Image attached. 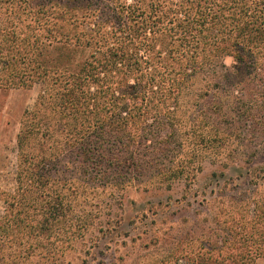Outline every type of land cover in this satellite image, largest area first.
Here are the masks:
<instances>
[{"label":"rangeland","instance_id":"rangeland-1","mask_svg":"<svg viewBox=\"0 0 264 264\" xmlns=\"http://www.w3.org/2000/svg\"><path fill=\"white\" fill-rule=\"evenodd\" d=\"M216 3L0 0V37L36 36L54 46L42 58L50 69L77 73L107 59L122 26L132 35L118 44L130 58H148L131 29L142 23L159 29L152 55H167L184 43L179 24L195 28L199 5ZM61 27L75 38L67 42ZM29 45L14 44L12 55ZM187 45L206 64L173 95L169 121L126 126L130 149L117 157L128 168L110 167L107 112L73 131L42 99L49 88L40 79L0 86V264H264V66L231 56L212 64L197 40Z\"/></svg>","mask_w":264,"mask_h":264},{"label":"trees","instance_id":"trees-1","mask_svg":"<svg viewBox=\"0 0 264 264\" xmlns=\"http://www.w3.org/2000/svg\"><path fill=\"white\" fill-rule=\"evenodd\" d=\"M213 1L223 3H216L218 5L215 4L214 7L199 5L200 16L195 28H187V25H184L187 20L179 24L176 35L183 37L184 43L181 41V45L175 50H166L167 55H152L158 42L155 36L159 29L142 23L140 26H132L131 29L137 38H143L139 44L148 53V58H130L118 44L120 35H125L126 32H129V36L132 35L129 29L122 26V29H115V32L110 33V44L115 43L110 48L107 59L103 63L97 59L89 62L77 73L71 72L70 69L61 72L64 66L50 69L54 62L44 63L42 58L45 57L44 51L50 53L48 48L54 46H47V49L42 47V42L36 36H33L32 40L19 42L14 34H2L0 86L8 89L30 88L36 79H40L49 88L47 97L42 99L51 103L54 113L64 119L66 126L73 131L74 127L83 129L84 126L91 125L94 118H105L103 112H107L106 115L109 116L102 123L108 126L110 124V131L105 129L102 132L104 137L110 138V161H113L112 157L115 159L110 163V167L128 168L131 163L123 161L120 156L117 157L119 154L125 155L130 149L126 126L134 120L152 119L158 125L169 121L171 115L166 111L177 103H172L173 95L183 91L187 83L199 75L206 64L199 60V54L196 53L198 48L187 50L190 48L187 44L191 41L197 40L198 47L214 53L215 60L211 61L212 64L222 56H231L247 69L253 70L258 66L263 68L264 0ZM211 18L212 21L219 20V23L202 28L205 26V20ZM59 30L66 31L61 36H64L67 42L70 37L75 38L77 32L75 29L63 27ZM48 31L52 33V30ZM21 43L30 44V49L12 55L13 45ZM160 45H163L162 42ZM66 57L68 59L69 55ZM39 61L44 64H39ZM26 70H30V74H27ZM50 80L51 84H48ZM40 107L42 108L39 114L46 112L42 105ZM109 108L110 111H106ZM148 135L156 137L152 132ZM90 156L97 158L94 154ZM135 166L139 169L142 167L137 164H132L131 167Z\"/></svg>","mask_w":264,"mask_h":264}]
</instances>
